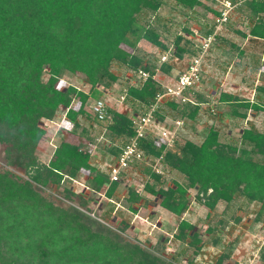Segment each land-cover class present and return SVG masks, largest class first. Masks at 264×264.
<instances>
[{"label": "trees", "instance_id": "16d2710c", "mask_svg": "<svg viewBox=\"0 0 264 264\" xmlns=\"http://www.w3.org/2000/svg\"><path fill=\"white\" fill-rule=\"evenodd\" d=\"M174 1L189 9L203 6L202 0ZM232 1H243L240 9L252 19L250 35L264 40V0ZM164 2L0 0V152L5 162L0 168V264H176L175 259H163L141 243L124 238L122 231L127 225L113 230L96 219L83 196L65 188L61 195L65 201L59 199L60 204L39 188L59 185L64 175L77 178L88 173V188L101 192L109 178L91 164L89 151L64 138L49 164L42 163L36 154L46 133L42 119L53 120L60 109H67L66 116L72 119L85 114L94 122H102L88 115L84 107L95 94L100 95L97 85L109 87L118 80L111 70L114 61L151 74L143 86L128 89V99L142 108L155 101L161 91L154 79L156 68L135 51L142 40L168 49L154 25L160 17L141 20L150 13L156 16ZM175 44V53L181 58L194 53L193 43L180 34ZM163 68L168 72L172 69L167 63ZM46 69L47 81L43 79ZM67 71L84 73L92 85L91 93L75 86L62 88V76ZM257 91L264 92V87L258 86ZM197 96L198 105L169 104L180 110L182 117L196 119L201 104L211 102L210 96ZM74 98L81 101L77 112L71 107ZM218 101L230 104L232 118L245 119L250 110H264L260 100L227 92H222ZM108 113L111 118L106 128L117 142L112 151L119 155L120 146L135 134L133 121L117 110L109 109ZM141 144L147 154L162 156L183 173L188 186L199 187V199L210 212L220 201L230 203L238 196L246 198L248 204L258 201L264 209V131L254 124L242 131L241 145L222 142L215 126L201 143L187 140L178 152L166 150V144L154 139L142 140ZM148 175L146 191L161 196L160 205L182 216L189 206L188 186L175 182L165 189L164 175L151 169ZM119 185L114 182L107 190L110 199ZM130 197L137 200L139 196L131 191ZM195 228L183 219L174 237L187 240L196 256L203 241ZM223 256L217 264L223 263ZM188 262L193 264V260Z\"/></svg>", "mask_w": 264, "mask_h": 264}, {"label": "rangeland", "instance_id": "374dc122", "mask_svg": "<svg viewBox=\"0 0 264 264\" xmlns=\"http://www.w3.org/2000/svg\"><path fill=\"white\" fill-rule=\"evenodd\" d=\"M224 1L202 0L203 6L189 9L174 0H165L156 16L150 13L141 17V20L150 18L152 21H156L157 15L160 17L154 25L159 27L162 38L168 46L167 50H162L149 41L142 40L135 51L155 66L157 79L174 78L178 70L188 64L197 52L195 43L200 37L208 36L214 31L218 17L216 12L224 7ZM242 2L235 3L230 20L223 25L217 41L203 63L200 91L202 95L210 96L211 102L201 104L196 119L182 117V112L170 104H166L163 113H160L162 123L168 124L172 129L176 127L177 119L181 118L184 121L183 127L178 129L176 144L167 147L166 150L178 152V148L187 140L201 143L208 135L211 126L219 128L222 142L240 145L242 131L250 124L264 131V110H250L245 119L232 118L230 104L218 101L220 94L227 92L243 99L260 100L264 103V92L257 91L258 86L264 87V40L250 35L252 19L244 9H240ZM179 34L193 43L191 49L194 53H186L184 63L175 65L167 62L172 67L168 72L160 62L161 56L164 51H175V37ZM231 44H235L239 49ZM240 50H243V53H240ZM111 70L118 76V80L109 87L101 83L97 85V89L103 92L102 98L106 102L107 109L126 113L130 117L142 112L144 108L134 103V100L128 99L127 95L125 99H122V96L127 94L130 87H141L144 82L133 68L121 62L114 61ZM48 78L49 72L46 69L43 79L47 81ZM61 86L62 88L75 86L88 94L92 90L91 83L82 72H65ZM97 97L98 95L95 94L92 98ZM92 98L84 107L88 115L92 114L90 107L94 103ZM80 106L81 101L74 98L72 110L77 112ZM66 112L67 109H60L53 122L42 119L41 127L46 133L36 150L39 160L49 164L56 148L65 138L68 142L89 151L91 164L101 171V164L114 156L112 148L117 144L106 128L107 121L97 123L94 122L93 117L88 118L85 114H79L77 119H72L66 116ZM76 122L79 125H76ZM83 128L87 129V132H84ZM158 143L163 144V140ZM3 156L0 152V168L5 167ZM151 162L155 161L152 159ZM160 167L164 170L161 175L166 179L162 184L163 188L175 186V182L189 185L186 176L172 168L165 160ZM149 169L153 170L148 163H137V175H133L130 180L124 178L111 199L106 194L105 186L99 193H93L88 188V173L81 174L77 178L64 175L59 185L50 184L49 187L39 188L44 189V193L53 196L60 204L62 201L59 199L65 201L61 196L65 188L83 196L82 200L89 201L93 211L91 215L96 219L113 230L127 225L122 231L124 238L141 243L145 249L160 255L163 259L168 261L175 259L176 264H189L188 260H193V264H217L222 254L224 255L222 264H264V209L261 203L254 201L248 204L246 198L238 196L230 203L220 201L210 212V209L199 199V187L188 186L189 206L180 216L160 205L161 196L152 194L144 188V183L149 180ZM131 191L138 194L137 200L131 199ZM202 195L203 193L200 194ZM183 219L196 226L195 230L199 231L200 239L203 241V246L196 256L195 248L188 245L187 240L174 237Z\"/></svg>", "mask_w": 264, "mask_h": 264}, {"label": "built area", "instance_id": "2783aa9c", "mask_svg": "<svg viewBox=\"0 0 264 264\" xmlns=\"http://www.w3.org/2000/svg\"><path fill=\"white\" fill-rule=\"evenodd\" d=\"M223 3L224 7L219 11L220 15L216 19L214 31L208 36L200 37L198 42L195 43L197 52L191 57L188 64H185V67L178 70L174 78L169 80H159L155 74L154 79L161 87V91L156 96L155 101L149 106L143 105V111L135 113L131 117L135 134L120 146L119 155H114L101 164V171L109 178V183L105 185L106 192L112 183L122 182L124 178L130 180L133 175H137L136 164L139 162L148 163L152 166L153 171L158 174L164 173V170L160 167L164 162L163 157L153 158L147 154L141 142L145 139H154L157 142L163 140L167 147H172L176 144L178 129L183 127L184 121L181 118L177 119L175 121L176 127L172 129L168 124L162 123L160 113H163L165 105L170 102L198 105L196 97L202 92L200 90L204 71L203 63L209 55L213 44L217 41L223 25L230 20L231 10L235 5L232 0H225ZM160 62L162 64L171 62L176 65L184 63V58L177 55L175 51L169 50L164 51ZM135 72L144 83L151 76L150 72L144 68H139ZM126 95H123L122 99H125ZM90 107L92 114L100 121H108L111 118L103 98L94 100ZM49 121L53 122V120ZM152 159L155 162H151Z\"/></svg>", "mask_w": 264, "mask_h": 264}, {"label": "crops", "instance_id": "0c3cea01", "mask_svg": "<svg viewBox=\"0 0 264 264\" xmlns=\"http://www.w3.org/2000/svg\"><path fill=\"white\" fill-rule=\"evenodd\" d=\"M104 91V90H103ZM99 92H100V95L96 98V99H98V98H102L103 96H102V90L101 89H99ZM93 100H96V99H94V98H92Z\"/></svg>", "mask_w": 264, "mask_h": 264}]
</instances>
